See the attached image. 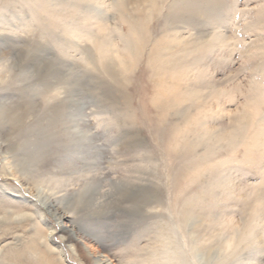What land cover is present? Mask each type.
<instances>
[{"label": "rangeland", "instance_id": "374dc122", "mask_svg": "<svg viewBox=\"0 0 264 264\" xmlns=\"http://www.w3.org/2000/svg\"><path fill=\"white\" fill-rule=\"evenodd\" d=\"M175 2L191 5V24L162 36L164 18ZM29 4L0 0V106L8 109L31 100L38 109L37 116L27 119L22 155H17L27 164L20 174L26 190L4 178L0 170V203L21 214L1 220L0 264H51L40 258L36 217L52 228L50 240L66 263L81 264L74 259L61 225L45 209L50 206L75 230L76 238L70 241L80 247L78 255L86 264L94 259L101 264H160L170 242L173 250L179 248L180 264H196L185 246V240L191 242V230L173 229L184 222L177 213V198L195 194L199 183H193L195 170L211 166L212 175L200 180L220 182L213 193L218 207L211 211L209 236L216 245L242 234L243 242L234 241L228 252L234 256L232 264H264V106L259 104L264 99V0H164L161 15L149 23L152 36H145L149 41L137 64L125 51L135 38L129 36L119 8L102 7L115 31L105 40L116 50L115 58L118 55L112 67L118 80L94 65L99 57L98 28L92 11L98 7L87 0L69 8L61 4L55 8L60 19L52 31L49 13L41 15L39 6ZM148 7L145 4L139 13L151 15ZM131 11L138 14L132 5ZM222 33L227 37L224 41ZM156 40L169 42L166 53L177 54L179 67H171V73L167 70L168 77L178 78L175 83L168 78L157 85L151 79L153 68L147 62ZM70 44L76 48L68 49ZM183 49L185 53L179 52ZM27 54L34 58L31 64L19 60ZM117 59L127 70L116 65ZM51 71L55 76H49ZM169 83L179 86L180 92H200L195 104L185 99L178 110L190 114L199 132L208 134L204 138L214 145L208 160L201 161L202 148L194 156L186 154L172 134L174 123L183 125L182 115L171 114L167 120L159 114L166 94L156 87ZM206 119L209 133L202 127ZM225 135L232 144L224 141ZM243 140L246 144L237 147L235 143ZM30 174L34 185L26 181ZM145 195L149 201L142 212L138 209L142 210ZM9 251L12 261L5 260Z\"/></svg>", "mask_w": 264, "mask_h": 264}, {"label": "bare ground", "instance_id": "6f19581e", "mask_svg": "<svg viewBox=\"0 0 264 264\" xmlns=\"http://www.w3.org/2000/svg\"><path fill=\"white\" fill-rule=\"evenodd\" d=\"M25 1H26V4L30 3V4H32L31 6H33V7L35 6L34 8H37L36 6H39L40 7L39 12L41 15L45 14L46 12L49 13V18H50L49 20L52 23H54V24H50L51 25L50 29L53 31L57 27V25L59 23V19H60L59 17H57V15L55 13V8L59 7L61 4H66V8H69L71 6H78L79 3L81 4V2L83 0H25ZM87 1L92 2L93 3L92 6L98 7L97 9L95 8L92 12L95 14V17H96V19H94V20L96 21V26L98 28V36H101L104 40V41H101L100 37H98V36H97V39H95L97 42L95 45L96 46L95 50L97 51V55L99 57H98V60L96 61V62H98V64H94V65H97V66L99 65V67L97 69H99L100 67L102 68V70L105 69L104 71H106L108 73L109 77L111 76L113 79L118 80L117 75L114 73V70H113V68H114L113 66L115 64V59L118 58L117 57L118 55H116V58H115V54H116L115 51L116 50H114L111 47L112 45H111L110 41L107 42L105 40V38L107 36H111L112 34H114L115 31H114L110 21H108L105 18V15H104L105 12L102 9V7H104L105 10L109 7H114V8L118 7L119 8V10L122 14L123 21L128 25L129 36H133L135 38L134 42L130 41V43L126 44V50L125 51L130 56L134 57V58L130 57L132 59L131 61H133L134 64H137L140 61V56L142 55L145 44L147 43V41H149L148 39L145 38V36H147V37L152 36V32H151L152 25L150 27L149 23L150 22L152 23L153 18H156L155 15H159V16L161 15L162 8H163V4L161 6V3H163L164 0H115V1H113V3H110V4H107L106 1H104L102 3L103 0H87ZM214 1H216V0H214ZM51 2H55V4L53 5V4H51ZM147 3H148V6L152 10V14L147 15V17H146L144 13H142V14L139 13V10L142 7H144L145 4H147ZM131 5L134 7V11L138 12L137 15H135L136 13L133 14L132 11L129 12V6H131ZM190 6L191 5H188L187 7H185L184 5H182L178 2L173 3L171 5V10L168 11V14L164 18L165 26L163 28V31H160V34L162 33L161 34L162 36H171L168 33L169 30H170V32L172 30H175V29L178 30V28H180V26H182V25L185 26L186 24L189 26L191 24L190 22H191V15H192V11L190 10ZM99 8H100V10H102V12L99 10ZM61 12L63 13L64 10ZM143 12H145V11L143 10ZM65 13H68V12L66 11ZM53 21H55V22H53ZM169 21H172V22L170 23ZM167 24H170V25L168 26ZM129 36H128V38H129ZM174 36H176V34ZM221 36H222L223 41L225 39H227V37L224 33H222ZM222 40H221V42H222ZM71 44H70V47H68V49L71 50V49L76 48L75 46H73L74 44L73 45H71ZM169 47L171 48L169 42L164 43L161 40H156V42H154V44H153V47L151 48V52L149 53L147 64L149 67L153 68V70H152L153 73L151 75V79H153L157 85H159L161 83L163 85V82H165L166 80L168 81V78H170L172 83H175L173 80L178 79L175 76H171V74H170V77L167 76L169 74V72L167 70L170 71L171 67H173V66L179 67V65H180L179 59L176 56L177 54L173 55V53H171V52L166 53V49H170ZM61 48H58V49H61ZM157 50L160 51L159 55L156 52ZM195 50H196V48L194 49V51ZM65 51H67V50H65ZM59 52H61V51H59ZM179 52L185 53V49H183L182 51H179ZM167 54H169V55L167 56ZM91 55H90V57H91ZM92 58H93V56H92ZM33 59L34 58L31 57L30 54L20 55V57H19L20 62L26 61L28 64H31V61L32 62L34 61ZM91 60H89V61L87 60V61L90 62ZM95 60H96V58H95ZM93 61L94 60H92L91 62H93ZM180 61H181V66H184V64H186L184 62L185 58L180 59ZM89 64H87V65H89ZM43 65H44V63H43ZM116 65L120 66L122 69L127 70V68H126L127 65L125 66L121 60H118ZM0 67H1V64H0ZM48 70L49 69L47 68L46 71L49 72ZM123 71H125V70H123ZM173 71L171 70L170 73ZM106 72L104 74H106ZM1 73H3V72L0 71V81L3 83V76ZM117 73H119V72H117ZM164 75H166V77L163 80V79H161V76H164ZM49 76H55L54 71L53 72L51 71V74ZM6 77H8V76H6ZM123 79H125V78H123ZM110 80H111V78H110ZM115 82H117V81H115ZM174 86H175L174 84L169 83L167 85V87L162 86L163 87L162 89H160L159 87H156L158 89V90L156 89L158 93H160L162 90L161 94H163V95H164V93L166 94L164 96L163 101L159 103L160 108H161V113H159V112L158 113L162 115V118H167V120H169V118H171V116H170L171 114L173 115V117L175 115H179V116L182 115L181 113H183V112H180L178 109L180 108L181 102L183 100L185 101V99H189L190 102H193L195 104V102H197V100L201 98V96L199 94L200 92L197 93V91H194V89L190 90L188 93L183 92L184 90L182 92H180L181 90L179 89V86H177V87L176 86L174 87ZM44 96H45V94H44ZM47 96L48 95H46V97ZM160 96H162V95H160ZM259 104H260V106H264V99L260 100ZM37 110L38 109H37L36 104L31 100L25 101L23 105L12 104L11 107H9L8 109H6L5 106H0V162L2 164L1 169H0L2 172L1 174L6 179L17 181L18 184L20 185V187L23 189V191H25L26 189H24V186H23L24 184H22V182L24 180H20V174H22L21 172H25V170H27V168L25 166L27 164H26V161L23 162L22 158L21 159L17 158V155L21 154V152L23 151L22 147H24V144L22 146L21 143H22V140L24 138L23 135H25L24 134L26 131L25 128H27V126H26L27 119L31 116L34 117L35 114L38 113ZM189 115L190 114L182 115V120H184L182 126H180L178 124L175 125L176 123H174V125H172V126L170 125L171 130H172V134L173 135L176 134L178 136V139H179L178 141H180L179 143H182L183 151L186 152V154L188 153V154L193 155L194 153H196V151H198L200 148H202V151H203L202 157L203 158L201 157L202 158L201 161L206 160V158L208 160L209 155H211V152H212L214 145L212 147V143H209L208 140L204 138V136H206L208 134L203 135L202 133H200L199 132L200 127L196 126L197 124L195 125L194 122L192 123L191 120H189ZM36 116H37V114H36ZM61 116H63L62 113H61ZM204 117L209 118L207 114H205ZM54 119H55V117H54ZM206 120L203 122L202 127L204 128L203 130H205L207 133H209L210 125L207 124L209 122H208V120L207 121ZM65 122L66 121L64 120L63 123L66 125ZM59 123H61V122H59ZM63 123H61V124H63ZM65 125H63L64 127L62 126L61 128H66ZM192 126H194V127L192 128ZM64 133H65V131H64ZM65 134H67V133H65ZM59 135H58V137H59ZM227 136L228 135H225L223 137L224 141L225 142L229 141L230 142L229 144H232V141L229 140V137H227ZM174 137H175V135H174ZM62 139H64V138H62ZM64 142H66V140H64ZM235 144L237 145V147H239V146L241 147L242 145H245L246 143H245V140H243V141H238ZM177 145H178V143H177ZM60 146H61V143H60ZM63 146H65V144ZM209 151H211V152H209ZM25 153H26V150H25ZM200 155H202V154H200ZM30 159L32 160V157ZM184 160H186V158ZM195 160H196L195 162L198 161L197 159H195ZM27 163H28V161H27ZM207 164H209V162ZM205 166L207 167V165H205ZM29 171H32V170H29ZM195 171L197 172V176L195 174V177L194 178L192 177V178H193V183L195 181L199 182L198 185H197V183H195L197 185V190H198L196 192L197 194L196 193L192 194L190 198H187V197L183 198L182 195L181 196L179 195V197L177 198V202L180 206V209H178L177 213L183 218L184 222H181L180 224H176V226L174 225L173 229L177 231L178 229H181L182 227H189V229L191 230L188 233V236L191 237V242L189 243V242H187V240H185V246L187 247L188 253L191 256H193V259H195L196 264H199V263L223 264L225 260H227L228 263L230 260L231 264H232L234 256L233 255L229 256L228 252L233 247L232 243L234 241L240 242L242 239L241 237H243V239H244V236H242V234L238 235V232H237L235 237L234 236L230 237L228 240H226L225 243L218 242L216 245L213 243V235L211 234V236H209V231L207 229L211 228V226L209 225V223H211L209 221L210 217L214 218V213H212L211 211L213 210V208L215 209L216 207H218V202L216 201L217 200L216 196H214L213 193H214L215 189L219 188L220 182L218 180H216V178H214L213 180L211 179L212 181H209V182H206V180H204V181L202 180L200 182V180L205 178L206 175H208V176L212 175L213 166H211L210 168H203V169L200 167H197V170H195ZM35 172H37V171H35ZM187 174H189V173H187ZM31 175L32 174H30L27 177L26 181L28 182V184L34 185L35 180ZM181 176H182L181 180L184 182V185H186L185 175H181ZM190 179H188V180H190ZM207 183H208V185H206ZM192 185H194V184H192ZM30 189H31V187H30ZM184 195L186 196V193ZM141 201H140V205L142 204V210H140V208L138 210L143 212V207L146 206V204L149 201V198L146 197V195H145L141 199ZM45 206L46 205H44V207ZM50 208H52V207L51 206L46 207L45 209L49 212V215L53 216L58 221V223L61 225V233H62L64 239L69 243V249L74 256V259L76 261L80 262L81 264H86L83 261L82 257L78 255V251H79L80 247H78L76 244H73L70 241L71 239L76 238L75 230L69 229L67 224L62 220V217L59 215L56 216L57 213L53 212L52 209H50ZM11 209H12L11 207L9 208L8 206L3 205L2 202L0 203V217H1L0 223H1V220H3V216H4V219L20 217V215H21L20 212H17V211L13 212V211H11ZM30 216H32V215H30ZM21 217H23V216H21ZM41 217H43V218L45 217L43 212H42ZM198 217H200V219H198ZM204 217H206V219H208V220H206ZM37 219L38 218L36 217V222H35V227H36L35 236H36V238L35 239L39 242V243H37V245L40 248L39 254H40L41 261L42 262L49 261L51 264H67L63 258V252L59 248L54 246L50 240V237L53 234L52 228L49 225L45 224L40 219H38V220ZM250 225H252V224H250ZM176 231H174V232H176ZM243 239H242V242H243ZM225 244H226V246H225ZM173 248L174 247L172 246L171 242L164 246V251L162 253V255L164 257L160 256V259H163L164 262L163 263L161 262L160 264H180V260L182 259V257H181V253L179 252V248L176 247L175 250H173ZM7 257L8 258H6L5 260L12 261L13 252L9 251V253L7 254ZM239 261L240 260H238L237 262H239ZM151 262H153V261H151ZM135 263L137 264L139 262L136 261ZM1 264H3V261ZM90 264H101V262L97 259H94V261L90 262Z\"/></svg>", "mask_w": 264, "mask_h": 264}]
</instances>
